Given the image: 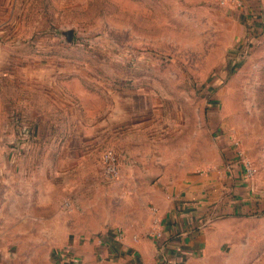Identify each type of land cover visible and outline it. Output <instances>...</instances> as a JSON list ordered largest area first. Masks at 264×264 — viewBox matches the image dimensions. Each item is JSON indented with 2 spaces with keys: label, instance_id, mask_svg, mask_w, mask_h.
Here are the masks:
<instances>
[{
  "label": "rangeland",
  "instance_id": "374dc122",
  "mask_svg": "<svg viewBox=\"0 0 264 264\" xmlns=\"http://www.w3.org/2000/svg\"><path fill=\"white\" fill-rule=\"evenodd\" d=\"M60 1L61 29L72 32L71 42L61 35L60 45L76 48L67 56L129 99L127 118L132 103L142 106L134 122L145 126L139 138L113 135L101 151L115 153L123 174L102 188L110 216L144 214L153 206L148 189L188 185L210 173L219 179L222 161L233 159L249 171L255 211L208 224L224 239L201 264H264V0H237L239 7L222 0ZM252 24L256 35L248 31ZM6 156L0 137V174L8 173ZM149 170L152 181L144 176ZM164 175L170 182L159 181ZM3 190L0 247L28 264H48L54 247L29 244L46 231L30 224L20 230L22 217L10 213Z\"/></svg>",
  "mask_w": 264,
  "mask_h": 264
},
{
  "label": "crops",
  "instance_id": "0c3cea01",
  "mask_svg": "<svg viewBox=\"0 0 264 264\" xmlns=\"http://www.w3.org/2000/svg\"><path fill=\"white\" fill-rule=\"evenodd\" d=\"M60 7V0H0V137L8 150L0 187L10 213L21 215L20 230L46 231L29 244L54 247L48 264H201L224 239L211 222L255 211L242 167L222 161L219 179L210 173L184 186H154L145 194L151 209L111 217L102 188L113 182L100 173L101 151L113 135L139 138L142 106L132 103L127 118L129 99L67 56L76 48L60 45L68 30ZM16 118L29 126L26 143ZM152 173L143 175L152 181ZM29 261L0 247V264Z\"/></svg>",
  "mask_w": 264,
  "mask_h": 264
},
{
  "label": "built area",
  "instance_id": "2783aa9c",
  "mask_svg": "<svg viewBox=\"0 0 264 264\" xmlns=\"http://www.w3.org/2000/svg\"><path fill=\"white\" fill-rule=\"evenodd\" d=\"M222 4L228 5L230 2L234 4V7H239L240 2L237 0H222ZM14 122H18L19 125V133L17 135V138L20 142L26 143L31 138V133L29 130V126L25 122H21L20 118H16ZM101 175L104 180L108 182H114L117 181L120 177V171L118 167V161L115 153L112 150L105 151L101 156ZM243 170L244 178L249 177V171L246 168V166L241 165ZM155 238L159 239L162 237V235L157 232L155 233Z\"/></svg>",
  "mask_w": 264,
  "mask_h": 264
},
{
  "label": "water",
  "instance_id": "95a60500",
  "mask_svg": "<svg viewBox=\"0 0 264 264\" xmlns=\"http://www.w3.org/2000/svg\"><path fill=\"white\" fill-rule=\"evenodd\" d=\"M66 42L70 43L72 39V32L70 30H67L63 33Z\"/></svg>",
  "mask_w": 264,
  "mask_h": 264
},
{
  "label": "trees",
  "instance_id": "16d2710c",
  "mask_svg": "<svg viewBox=\"0 0 264 264\" xmlns=\"http://www.w3.org/2000/svg\"><path fill=\"white\" fill-rule=\"evenodd\" d=\"M256 26H254V25H251V27H248V31H249V33H251L253 30H254V28H255ZM252 34V33H251Z\"/></svg>",
  "mask_w": 264,
  "mask_h": 264
}]
</instances>
